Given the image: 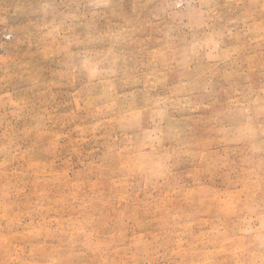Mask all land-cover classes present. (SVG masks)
Returning <instances> with one entry per match:
<instances>
[{
  "label": "rangeland",
  "instance_id": "rangeland-1",
  "mask_svg": "<svg viewBox=\"0 0 264 264\" xmlns=\"http://www.w3.org/2000/svg\"><path fill=\"white\" fill-rule=\"evenodd\" d=\"M0 264H264V0H0Z\"/></svg>",
  "mask_w": 264,
  "mask_h": 264
}]
</instances>
